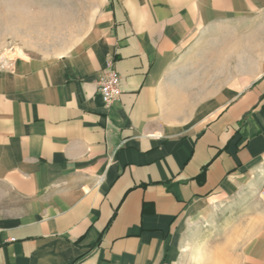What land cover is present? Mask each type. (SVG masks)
Instances as JSON below:
<instances>
[{
	"label": "crops",
	"instance_id": "1",
	"mask_svg": "<svg viewBox=\"0 0 264 264\" xmlns=\"http://www.w3.org/2000/svg\"><path fill=\"white\" fill-rule=\"evenodd\" d=\"M22 5L0 0V264H183L194 208L264 164V60L220 103L173 61L213 25L264 22V0ZM109 63L122 92L107 106ZM233 232L204 264H264V212Z\"/></svg>",
	"mask_w": 264,
	"mask_h": 264
},
{
	"label": "rangeland",
	"instance_id": "2",
	"mask_svg": "<svg viewBox=\"0 0 264 264\" xmlns=\"http://www.w3.org/2000/svg\"><path fill=\"white\" fill-rule=\"evenodd\" d=\"M18 1L19 10L26 8L22 5L24 0ZM3 9L10 10L7 6ZM197 38L193 59L173 61L172 69L182 67L184 77H191L192 72L199 76L202 92L206 89V96H202L206 101L209 100L208 83L211 92L213 86L216 87L220 103V99L226 101L229 94L235 95L249 85L263 68L264 22L254 16L213 25L206 33H198ZM6 43L18 44L13 39H6ZM206 67L210 69L209 73ZM241 176L234 193L228 198L200 203L183 222V264H204L200 254L205 249L210 251L216 246H229L225 239L234 234L235 226L244 229L251 218L255 219L264 212V164L245 171ZM199 256L202 262L195 261Z\"/></svg>",
	"mask_w": 264,
	"mask_h": 264
},
{
	"label": "built area",
	"instance_id": "3",
	"mask_svg": "<svg viewBox=\"0 0 264 264\" xmlns=\"http://www.w3.org/2000/svg\"><path fill=\"white\" fill-rule=\"evenodd\" d=\"M100 72L96 84L102 101L108 106L122 92L121 77L110 63Z\"/></svg>",
	"mask_w": 264,
	"mask_h": 264
}]
</instances>
